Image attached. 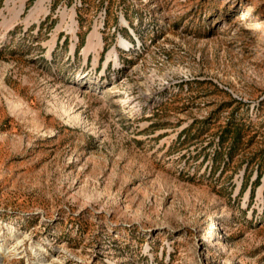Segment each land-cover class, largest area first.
Returning <instances> with one entry per match:
<instances>
[{"label": "rangeland", "instance_id": "1", "mask_svg": "<svg viewBox=\"0 0 264 264\" xmlns=\"http://www.w3.org/2000/svg\"><path fill=\"white\" fill-rule=\"evenodd\" d=\"M0 264H264V0H0Z\"/></svg>", "mask_w": 264, "mask_h": 264}, {"label": "bare ground", "instance_id": "2", "mask_svg": "<svg viewBox=\"0 0 264 264\" xmlns=\"http://www.w3.org/2000/svg\"><path fill=\"white\" fill-rule=\"evenodd\" d=\"M91 37V36H90Z\"/></svg>", "mask_w": 264, "mask_h": 264}]
</instances>
